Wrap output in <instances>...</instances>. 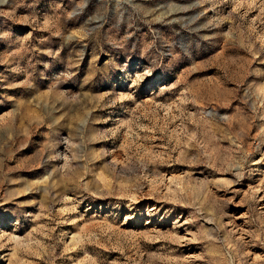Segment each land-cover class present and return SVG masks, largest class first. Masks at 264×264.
Here are the masks:
<instances>
[{"label":"rangeland","instance_id":"rangeland-1","mask_svg":"<svg viewBox=\"0 0 264 264\" xmlns=\"http://www.w3.org/2000/svg\"><path fill=\"white\" fill-rule=\"evenodd\" d=\"M0 264H264V0H0Z\"/></svg>","mask_w":264,"mask_h":264}]
</instances>
